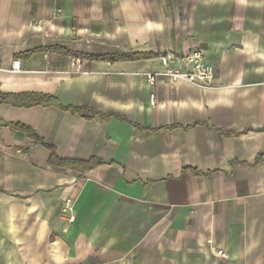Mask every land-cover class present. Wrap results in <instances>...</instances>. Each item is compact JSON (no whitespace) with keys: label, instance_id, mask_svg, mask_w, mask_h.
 <instances>
[{"label":"crops","instance_id":"1","mask_svg":"<svg viewBox=\"0 0 264 264\" xmlns=\"http://www.w3.org/2000/svg\"><path fill=\"white\" fill-rule=\"evenodd\" d=\"M194 49L212 88L149 85ZM0 90L95 114L0 104V264H264V0H0Z\"/></svg>","mask_w":264,"mask_h":264},{"label":"built area","instance_id":"2","mask_svg":"<svg viewBox=\"0 0 264 264\" xmlns=\"http://www.w3.org/2000/svg\"><path fill=\"white\" fill-rule=\"evenodd\" d=\"M63 16V10L59 9L56 16ZM89 16H85L82 28L87 29L89 25ZM33 26L41 28L42 22H32ZM155 61L159 66V70L146 75L147 82L150 86H155L159 82L166 81L171 85L178 82H186L188 84L210 89L215 83V68L206 60L201 49H194L185 54H172L170 52L160 53L156 56ZM18 71L20 68L17 66ZM73 75L84 74L83 61L75 59L72 62ZM152 104H155V98H152ZM75 200L67 198L63 201L60 213V220L68 224H74L76 221ZM218 257L229 259L228 254L221 250H216Z\"/></svg>","mask_w":264,"mask_h":264},{"label":"trees","instance_id":"3","mask_svg":"<svg viewBox=\"0 0 264 264\" xmlns=\"http://www.w3.org/2000/svg\"><path fill=\"white\" fill-rule=\"evenodd\" d=\"M30 55L31 53H27L22 57L28 58ZM138 58L139 56L137 55L116 56V57H90V59L92 60H108L112 62L121 59L135 60ZM0 104H7L18 108H31L34 106H44V107L57 106L63 110L70 111L71 113L81 114L82 116L89 119L95 115L91 112H88L86 109L64 108L58 103L55 97L44 94H36V93H23V94L14 95V94L4 93L0 90ZM17 127H20L24 131L28 132L29 134H31V136L36 137L34 133L30 132L29 128L19 125H17ZM37 141L39 144L47 147L51 151L52 153L50 160L51 164H59L73 169H80L81 171L87 169H93L97 165L93 160H90L88 162L62 161L57 157L56 152L52 147L48 146L43 140L39 139Z\"/></svg>","mask_w":264,"mask_h":264}]
</instances>
